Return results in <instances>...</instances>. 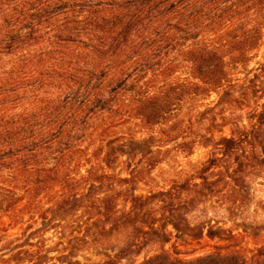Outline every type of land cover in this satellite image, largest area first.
I'll return each instance as SVG.
<instances>
[{"label":"trees","instance_id":"1","mask_svg":"<svg viewBox=\"0 0 264 264\" xmlns=\"http://www.w3.org/2000/svg\"><path fill=\"white\" fill-rule=\"evenodd\" d=\"M263 28L264 0H0V228L3 218L23 225L26 211L34 223L52 208L74 212L81 187L104 190L92 204L105 217L117 215L119 189L132 178L98 163L114 129L151 134L166 127L164 139L183 136L178 114L225 86L227 64L248 62ZM251 119L252 130L264 126V104ZM237 134L214 143L220 158L210 159L199 179L249 142L247 130ZM87 141L96 146L89 155ZM250 154L262 169L255 147ZM159 156L144 158L149 168ZM87 157L93 166L78 178ZM127 193L132 210L158 198L175 201L171 191L138 196L129 186ZM41 223L31 236L42 234ZM254 258L264 264V246ZM136 264L246 260L219 247L193 260L164 250Z\"/></svg>","mask_w":264,"mask_h":264},{"label":"rangeland","instance_id":"2","mask_svg":"<svg viewBox=\"0 0 264 264\" xmlns=\"http://www.w3.org/2000/svg\"><path fill=\"white\" fill-rule=\"evenodd\" d=\"M260 35L248 62L227 64L228 81L221 90L199 105H186L178 114L174 121L186 127L180 138L164 139L161 130L166 127L151 134L139 133L131 125L114 129L98 163L107 172L132 178L119 189L124 193L116 198L117 215L105 217L92 204L104 196V190L96 187L86 193L81 187L74 212L65 206L52 208L46 221L34 223L26 211L23 225L3 218L0 264H108L110 260L136 264L164 250L193 260L219 247L254 264L256 251L264 246V165L261 169L250 154L255 147L264 162V126L252 130L251 119L264 104V28ZM243 129L251 134L249 142L199 179L203 166L220 158L214 143ZM88 143L83 148L89 155L96 146L87 147ZM157 152L160 160L149 168L144 158ZM87 159L81 162L78 178L93 166ZM129 186L138 196L171 191L175 201L171 205L158 198L143 210H132ZM39 223L45 230L31 236Z\"/></svg>","mask_w":264,"mask_h":264}]
</instances>
